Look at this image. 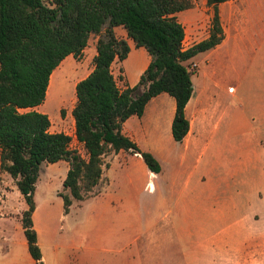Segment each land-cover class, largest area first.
Masks as SVG:
<instances>
[{"label":"rangeland","instance_id":"rangeland-1","mask_svg":"<svg viewBox=\"0 0 264 264\" xmlns=\"http://www.w3.org/2000/svg\"><path fill=\"white\" fill-rule=\"evenodd\" d=\"M44 2L52 6V0ZM248 2L250 17L255 22L264 18V0ZM192 3L190 9L203 22L198 34V39H202L212 28L214 6L208 0H192ZM228 9L231 14L232 8ZM180 20L188 22L183 16ZM186 28L185 47L190 45L192 35L188 23ZM104 33L105 29L100 34H92L81 57L69 56L54 70L56 78L51 94L48 91L45 101L37 108L50 117L52 131L72 136L71 149L84 158L88 155L77 140L72 113L77 102L76 85L92 72L95 44ZM123 34L126 31L120 27L116 35L125 38ZM243 43L239 49L233 42H226L218 51L200 52L186 62L194 69V101L199 95L205 96L206 89L215 90L212 86L215 80L224 83L220 127L204 159L200 158L203 151L197 159L194 151L185 150L184 143L176 142L166 132L159 135V146L154 153L161 163L157 175H150L143 158L136 154L112 156L113 152L109 153L105 158L109 166L104 171L108 174L99 183L98 190L95 188L83 201L74 200L69 213H65L59 193L70 194L63 185L70 162L42 164L35 192V218L49 264L65 261L74 264L79 257L90 264H264V173L261 172L264 158L259 155L264 152L261 150L264 145V36L246 39ZM112 70L123 88L127 82L123 61L116 58ZM132 79L128 74L130 83ZM204 118L196 115L193 119V136L201 139ZM249 155L258 163L257 167H248L247 176L260 192L255 202L257 221L252 226H226L242 213L229 216L217 226H168L173 219L183 222L181 216L177 217L182 211L179 199L185 191L188 170L195 161L202 175L211 172L217 164L225 178L232 174L242 178L246 167L240 161ZM239 189L245 187L231 181H225L220 187L226 195ZM237 200L242 204L245 198ZM26 209L28 204L16 180L0 170V264L8 248L15 264H34L29 249L22 244L25 239L22 217Z\"/></svg>","mask_w":264,"mask_h":264},{"label":"trees","instance_id":"trees-1","mask_svg":"<svg viewBox=\"0 0 264 264\" xmlns=\"http://www.w3.org/2000/svg\"><path fill=\"white\" fill-rule=\"evenodd\" d=\"M226 1L208 0L214 6L210 35L185 48V28L177 14L190 9L192 0H52V6L44 0H0V168L16 180L28 204L22 223L36 264H46L33 219L42 164L70 162L63 183L70 194L59 193L65 213L100 183L109 153L140 155L150 171L159 173V159L124 134L123 125L133 115L142 116L148 102L166 92L176 99L173 138L184 141L190 131L186 107L194 94V69L186 62L224 40L218 6ZM119 26L152 56L139 82L124 89L112 70L116 58L123 61L130 52L128 41L116 35ZM104 29L94 69L76 85L72 113L77 140L88 155L84 158L71 149L72 136L52 132L48 114L30 108L45 101L62 61L69 55L81 57L91 35Z\"/></svg>","mask_w":264,"mask_h":264},{"label":"crops","instance_id":"crops-1","mask_svg":"<svg viewBox=\"0 0 264 264\" xmlns=\"http://www.w3.org/2000/svg\"><path fill=\"white\" fill-rule=\"evenodd\" d=\"M248 6V0H227L226 2L219 4L218 7L221 23L225 32V38L219 45L211 50H213L214 52L218 51L219 49H221L223 44L230 41L233 42L234 46L242 49V46L245 45V43L243 42L246 41V39L249 40L256 36H264V18H260L258 22H255V20L250 17ZM229 7L232 8V10H230L231 14H229ZM189 10L190 11H188L187 9L186 11L184 10L177 14L178 20L183 24L185 28V40L188 38V29L186 28L187 23L189 32L192 34L191 36H189V46L185 47L184 40L185 48H189L196 43L208 38L211 31L210 29L205 37H203L202 39H198L200 29H202L203 27V22L200 20V18L194 15L193 9ZM181 16H183L185 21L188 22H182L180 20ZM259 23H263V25H260ZM120 27L123 28L122 26L115 28L116 33ZM123 35L130 45V52L128 54V57L123 60L127 82L123 88L121 87L122 89L126 88L127 86H135L139 82L141 75L147 69L152 60V56L148 54V51L145 47H141L139 51L134 50L135 47H137L135 45V42L131 38H128L127 32L126 35ZM95 48L96 52H93V59L97 55V44H95ZM133 53H135L134 56H132ZM131 59L134 61V65L132 64L133 61ZM93 69L94 66L92 68V71ZM128 74L129 76H131V79L133 78L132 83L128 81ZM212 86H214L215 90L207 91L206 89L205 96L199 95V97L195 101L193 98H191V100L187 104L186 115L190 120V131L188 132L184 141L180 142L184 143L185 150L194 151L196 158L198 157L199 152L203 151V155L200 156L201 159H204V154H206V152L210 148V143L212 141L213 135L218 131L220 127V118L224 110L221 101V88H224V83L222 80L217 79ZM38 107L39 106L30 109L38 110ZM176 107V99L170 94L163 92L153 97L148 102L145 112L142 116L133 115L129 119H127L123 125V132L124 134L131 137L134 141H136L142 150L152 151L153 153H155L159 146L157 145V142L159 140L160 134L166 132L171 133V136H173L172 125L176 113ZM206 112H208V114H206ZM196 115H202L203 117H205V126L202 130V139L195 135L193 136V119L194 117H196ZM233 123L234 122H232L231 124ZM261 150L264 151V145ZM124 153L131 152L121 150L118 153H113L112 156H118ZM259 155L261 159L264 158V152ZM137 156L142 159L140 155ZM251 157V155L246 156L240 161V164L243 165V167H246V169L243 170L244 175H242V178H238L237 174H232L227 176L228 178L226 177V179L222 173H219L217 164L211 172H208V174L206 175H202L199 173V169L196 168L199 164H197L195 161V163L188 170V175L185 183L186 185L184 186L185 191L182 192V196H180L179 199V205L180 203L182 205V207L179 209H182V211H179L180 214L178 212L177 217L181 216L183 222L177 223L178 219H173V221L169 223L168 226H217L222 222L225 223L229 216L238 213L242 214L236 221H233L232 223H226V226H252L253 223L257 221L255 202L257 201L260 192H258V190L253 187V179L247 176V173L249 171L248 167H251L252 165L257 167L258 163L257 159H253ZM148 171L150 175H157L150 170ZM261 172L264 173L263 169H261ZM107 174V172H104L103 177L107 176ZM225 181H231L235 183V185H243L245 189H239L238 191H233V193L230 195H226L225 192L220 191L221 184ZM98 187L99 184L95 188L98 190ZM237 198H245V200L242 202V204H240ZM36 212L37 208L33 216L34 225L38 232L39 244L43 252V259L46 264H49L45 251L43 249L44 244L41 239V231L36 222ZM3 238L6 237L3 236ZM22 244L26 245L28 248L26 237L25 239H22ZM90 251L91 248L88 250V252ZM3 254L5 258H3L4 260L2 261V264H15L12 256L13 253L11 252L10 248H8L7 252ZM26 259H28L29 261L30 258L26 256ZM31 259L33 260L34 264H36V261L32 256ZM62 260H65V258L63 257ZM89 261H91V257H89ZM64 264H66V261L64 262ZM74 264L90 263H88V261H86L84 258L79 257V260L74 262Z\"/></svg>","mask_w":264,"mask_h":264},{"label":"bare ground","instance_id":"bare-ground-1","mask_svg":"<svg viewBox=\"0 0 264 264\" xmlns=\"http://www.w3.org/2000/svg\"><path fill=\"white\" fill-rule=\"evenodd\" d=\"M55 72H56V71H55ZM55 72H54L53 75L51 76L52 79H51V83H50L49 94H51L50 91H51L52 88H53L54 79L56 78V77H55V74H56Z\"/></svg>","mask_w":264,"mask_h":264}]
</instances>
